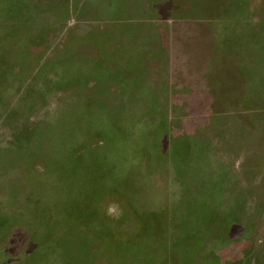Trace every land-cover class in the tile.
<instances>
[{"label": "rangeland", "instance_id": "rangeland-1", "mask_svg": "<svg viewBox=\"0 0 264 264\" xmlns=\"http://www.w3.org/2000/svg\"><path fill=\"white\" fill-rule=\"evenodd\" d=\"M0 264H264V0H0Z\"/></svg>", "mask_w": 264, "mask_h": 264}]
</instances>
